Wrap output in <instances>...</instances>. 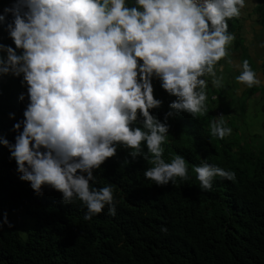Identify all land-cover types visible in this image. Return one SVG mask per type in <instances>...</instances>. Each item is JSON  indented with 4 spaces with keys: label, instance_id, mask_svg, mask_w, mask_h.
I'll return each mask as SVG.
<instances>
[{
    "label": "clouds",
    "instance_id": "9594fccd",
    "mask_svg": "<svg viewBox=\"0 0 264 264\" xmlns=\"http://www.w3.org/2000/svg\"><path fill=\"white\" fill-rule=\"evenodd\" d=\"M245 6V0H134L132 5L126 0H13L0 12V25L15 45L0 43V77L22 76L27 91L19 99L27 97L28 103L23 120L13 125L15 142L0 136V145L15 160L19 179L37 195L49 186L65 203L78 199L86 220L106 206L110 216L116 215L112 185L92 184L94 170L115 156L118 145L130 149L132 159L142 157L152 165L144 177L156 185L187 180L183 156L170 163L163 159L167 120L178 112L207 113L202 77L211 76L215 88L223 87L215 66L235 38L227 20L239 17ZM234 66L241 69L237 82L249 88L261 84L248 60ZM154 76L176 97L164 121L149 111L162 105L153 95ZM215 111L210 133L224 139L232 129ZM138 113L142 127H132ZM194 171L201 191H211L216 177L236 178L234 171L207 162ZM4 224L12 226L6 213L0 228Z\"/></svg>",
    "mask_w": 264,
    "mask_h": 264
},
{
    "label": "trees",
    "instance_id": "16d2710c",
    "mask_svg": "<svg viewBox=\"0 0 264 264\" xmlns=\"http://www.w3.org/2000/svg\"><path fill=\"white\" fill-rule=\"evenodd\" d=\"M12 2L0 0V12ZM126 2L132 5L134 0ZM257 2L264 18V0ZM5 27L0 25V43L15 48ZM21 80L22 76L0 77V136L11 143L17 135L13 125L23 120L28 103L27 97L19 99L27 91ZM152 85L162 105L149 111L164 121L176 97L155 76ZM205 92L207 113L193 117L178 112L170 117L162 144L165 162L177 154L185 158L187 180L177 177L175 185H156L144 177L152 165L142 157L132 159L131 150L120 145L115 156L94 170L93 187L112 185L114 217L106 206L86 220L81 201L65 203L62 194L49 186L37 195L19 179L15 160L0 145V223L6 213L12 225L0 228V264H264V146H252L249 139L240 142L236 132L224 139L212 136L209 125L216 111L211 103L217 99L208 85ZM142 121L138 113L132 127H142ZM225 126L236 128L231 122ZM141 147L146 153V144ZM205 162L234 171L235 180L216 177L211 191H201L194 168ZM18 207L33 220L25 240L11 221Z\"/></svg>",
    "mask_w": 264,
    "mask_h": 264
},
{
    "label": "crops",
    "instance_id": "0c3cea01",
    "mask_svg": "<svg viewBox=\"0 0 264 264\" xmlns=\"http://www.w3.org/2000/svg\"><path fill=\"white\" fill-rule=\"evenodd\" d=\"M245 5L240 16L231 19L233 32L230 34L235 38L227 46L226 57L215 66L217 76L223 77V87L215 88L211 76L206 75L203 79L207 81L212 98L220 102L218 108L225 107L227 114L237 122L236 128H231V134L238 128L243 130L244 137L249 133L253 138L246 141L252 145L257 139L264 138V47L261 46L264 44V18L258 12L257 0H245ZM243 60H248L251 69L261 78L260 85L249 88L237 82L241 69L234 65Z\"/></svg>",
    "mask_w": 264,
    "mask_h": 264
},
{
    "label": "rangeland",
    "instance_id": "374dc122",
    "mask_svg": "<svg viewBox=\"0 0 264 264\" xmlns=\"http://www.w3.org/2000/svg\"><path fill=\"white\" fill-rule=\"evenodd\" d=\"M219 101H214L213 103H211L212 106H214V110H220L224 117L227 118L225 119L226 124H228L229 122L233 123V124H237L236 121H234L226 112L225 107L223 108H218L219 105ZM229 121V122H228ZM241 122L244 123L245 119L242 118ZM233 126V125H232ZM234 127V126H233ZM251 130V129H250ZM236 136H239L240 142H244L247 138L252 140L251 138H253L252 136L250 137V134L248 133V137H244L243 136V130H239L238 128V132L235 133ZM234 136V137H236ZM258 138V137H257ZM255 144L256 147L260 144L262 147L264 146V138L263 139H257ZM253 142V143H254ZM11 221L14 223V226L16 227V230L20 236V238L22 240H25L27 237V233L31 230L32 226H33V220L26 215L25 210L23 207H18L17 210L12 214L11 216Z\"/></svg>",
    "mask_w": 264,
    "mask_h": 264
},
{
    "label": "built area",
    "instance_id": "2783aa9c",
    "mask_svg": "<svg viewBox=\"0 0 264 264\" xmlns=\"http://www.w3.org/2000/svg\"><path fill=\"white\" fill-rule=\"evenodd\" d=\"M218 115H220V113H218Z\"/></svg>",
    "mask_w": 264,
    "mask_h": 264
}]
</instances>
